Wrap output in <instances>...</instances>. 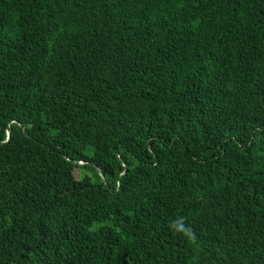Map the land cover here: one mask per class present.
Instances as JSON below:
<instances>
[{"label":"trees","instance_id":"trees-1","mask_svg":"<svg viewBox=\"0 0 264 264\" xmlns=\"http://www.w3.org/2000/svg\"><path fill=\"white\" fill-rule=\"evenodd\" d=\"M0 264H264V0H0Z\"/></svg>","mask_w":264,"mask_h":264}]
</instances>
